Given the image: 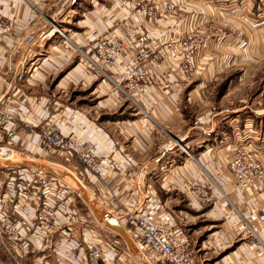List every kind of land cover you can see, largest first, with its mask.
<instances>
[{
	"label": "crops",
	"instance_id": "0c3cea01",
	"mask_svg": "<svg viewBox=\"0 0 264 264\" xmlns=\"http://www.w3.org/2000/svg\"><path fill=\"white\" fill-rule=\"evenodd\" d=\"M170 1L183 11L194 12V18L182 26L176 16L164 15L163 6L160 16L151 19L117 1L102 8L94 4L86 13L79 0H0V16L16 24L12 34L0 39V107L17 116L22 132L36 133L26 143L21 135L12 141L0 131V146L42 158L45 153L39 132L56 123L64 136L95 142L106 166L110 160L124 166L121 172L107 170L106 179L100 181L75 158L55 154V159L45 160L48 166L40 167L57 182L51 198L67 212L66 225L47 239L31 238L21 245L1 241L0 254L8 262L23 264L28 257L32 264H85L84 242L96 233L112 264H143L131 251L137 246L126 230L125 211L140 206L147 194L160 198L169 183L204 178V172L181 147L214 175L226 167L231 157L229 145L245 118L244 107L235 105L234 98H243L235 88L246 72L258 68L255 59H264V25L245 9L250 0H230L227 5L219 0ZM170 1L161 0L164 5ZM127 20L141 31H149L156 39L155 51L163 56L161 79L136 97L138 107L125 100L79 52L93 54L92 45L100 35L121 36ZM219 30L226 35L221 41ZM195 33L208 39V47L188 77L179 69V57L169 51L180 39ZM237 72H241L239 80L234 75ZM230 75L234 77L223 84L219 97L224 103L232 98L231 105L214 111V90ZM115 115L126 118L114 119ZM256 117L264 121L263 112ZM0 175L5 182L0 201L5 202L16 188L13 181L6 180L9 174L3 167ZM72 177L79 182V193L69 182ZM226 190L238 212L228 208L225 214L188 199L191 211L210 225L208 229L190 225L192 233H185L196 243L197 255L205 264H264V247L249 238L248 229L250 226L264 238V192L241 194L230 179ZM81 191H86L99 213L119 221L126 238L106 226ZM86 207L100 222L93 224L83 214ZM8 208L12 210L13 205ZM19 213L29 233L35 214L32 210Z\"/></svg>",
	"mask_w": 264,
	"mask_h": 264
},
{
	"label": "built area",
	"instance_id": "2783aa9c",
	"mask_svg": "<svg viewBox=\"0 0 264 264\" xmlns=\"http://www.w3.org/2000/svg\"><path fill=\"white\" fill-rule=\"evenodd\" d=\"M126 1L124 0V6L128 8L135 6L140 10L141 15L155 18V11L149 8L148 4H144L143 0ZM157 1L162 3L161 0ZM219 1L225 5L230 2V0ZM250 1L245 9L254 8V0ZM260 3L257 21L264 25V0ZM165 10L174 14L182 26L195 16L194 12L183 11L179 4L173 2L166 4ZM15 25L14 20L0 16V39L12 34ZM217 32L219 41L226 38L222 30ZM59 33L68 40L64 33L61 31ZM33 38L31 37L27 42ZM155 44L156 39L149 31H141L127 20L121 36L100 35L92 45V55L82 50L79 52L89 64L112 82L116 91L118 90L129 102L138 107L136 97L145 94L148 88L161 79L159 69L163 66V56L155 51ZM207 47L208 39L195 33L180 39L177 46L169 53L179 57V69L189 77L194 73L197 59ZM1 103L2 98H0V106ZM260 126L258 128L259 124L254 119H248L242 128L235 130V141L229 145L231 157L226 167L216 175L205 170L194 156L181 147L182 151L204 172V178L192 177L180 185L176 182L169 183L165 188L166 194L177 190L201 206H211L213 210L225 213L228 208L237 211L226 190L227 179L234 182V190L241 194L249 191L264 192L263 121L260 122ZM0 131L12 141L21 135V139L26 143L36 134L22 132L17 116L1 107ZM39 136L40 147L45 154H63L75 158L89 174L100 181L106 179L107 170L121 172L124 168L123 164L116 160L108 161L109 164L106 166V161L101 158L95 142L82 141L78 136H64L56 123L44 126ZM3 172L9 174L6 180L8 179L10 183L14 182L16 192L14 196L7 197L5 202L0 201V242L5 240L14 245H21L31 238L47 239L54 230L66 225L67 212L60 207L56 199L51 198L53 197L51 191L57 186L53 177L43 170L30 167L4 165ZM2 185H5V182L0 179V190ZM9 205H13L12 210L8 208ZM28 210H32L35 214L31 228L28 229L29 233L25 232L27 225L24 224L19 213ZM123 219L131 240L140 252V256L137 257L139 262L143 260L146 264H205L199 259L188 235L178 226L170 207L159 197L145 195L140 206L125 211ZM251 230L264 247V238ZM84 243L85 264H112V259L105 253L96 233Z\"/></svg>",
	"mask_w": 264,
	"mask_h": 264
},
{
	"label": "rangeland",
	"instance_id": "374dc122",
	"mask_svg": "<svg viewBox=\"0 0 264 264\" xmlns=\"http://www.w3.org/2000/svg\"><path fill=\"white\" fill-rule=\"evenodd\" d=\"M80 1H82V3H83V5H82L83 9L82 10H84L86 13L91 12L94 9V7H93L94 4L97 6V8H102L104 6L108 7V4L111 5V1L112 2L113 1H117V2L120 3L121 7H125L126 8V6L123 5L124 0H79V2ZM128 1L129 0H127L126 2H128ZM143 1H144V4H148L149 8H151V9H153L155 11V13H156L155 18L157 16H160V14H161L160 13V8H162V6H163L162 9H164V11H163L164 15L174 16V14L168 13L165 10V5L164 4L162 5V3L158 2L157 0H143ZM167 1H170V0H167ZM260 1L261 0H254L253 1L255 9H257L259 7L257 5L261 4ZM170 2H168V3H170ZM131 9H133L136 13L141 15L140 10H138V8H136L135 6H131ZM255 9L253 8V9H250V10H251V13H253L255 16H257V14L255 13ZM80 17H81V15H80ZM145 17H147V16H145ZM257 20H258V17H257ZM134 25H136V24H134ZM124 26H125V24H124ZM124 26H123V28H124ZM89 55H92V54H89ZM83 59L86 62H88V60L85 59L84 57H83ZM255 60H257L255 64H259L258 68L255 70V72H249V73L246 72V76L244 78V81L239 83V85L235 88V89L238 90L239 93L242 92V97L243 98H234V100L236 99V101H235V105H237L236 107H239V108H243L244 107V113H243V115L245 116L244 123L246 122V120H248V118L249 119H254L257 122V124H259L258 128H260L261 127L260 126V122L261 121L256 120V118H257L256 117V113H261V112L264 113V59L261 60V61L258 60V59H255ZM246 61L247 60H245L244 63H247ZM240 74H241V72L234 73V75L237 76L236 79L239 80ZM233 77L234 76L230 75V77L228 79H224V81H222V82H220L221 81L220 80L218 82L219 85L214 90V94L215 95H214L213 98H211L212 106L214 105V108H215L214 111L220 110L221 107H224L227 104L231 105L230 103L232 102V98L224 99L226 101V103H224V102L221 101L223 98H220L219 95H221L223 84L225 82H227V80H230ZM235 84H236V81H235ZM125 100H128V99L125 98ZM2 146L3 145L0 146V150H10V149H3L4 147H2ZM10 151H12V150H10ZM15 153L20 155L19 157H15V160L17 158L18 160H16V161H20L21 164H24V166L28 167V168L29 167L30 168H37V167H40V166H42V167L48 166L47 163L45 162V160H47V159H55V157H54L55 154H51V155L50 154H44V156H42V158H41V157H38V156H36V157H34V156L28 157L27 154H21V152L20 153L19 152H15ZM1 161L4 162V160L2 158H0V174H1V168L2 167L4 168V165H5ZM37 169L43 170V172L46 173L44 168L40 167V168H37ZM72 179H73V181L70 179L69 182L73 186V189L76 190L77 193H79L78 192V190H80V187L78 185L79 182H78V180H74V177H72ZM179 192L180 191L174 190L173 192H171L169 194H166V192L163 189V195L160 196V198H161V201L163 203H166L167 206L170 207L172 215H174V217L176 218L178 224H180V226L182 227V230L184 229L183 227H185V229H184L185 231L183 230L184 232L192 233V230H188V229L193 228V227H190V225H194L196 228L205 227L206 229H208L209 225H210V222L209 221H205L204 222V219L201 217L202 215L197 214L196 212H194V210L191 211V207L189 205L188 198L184 197L183 196L184 194L182 195V193L181 192L179 193ZM78 200H80L79 197H78ZM91 205H93V204H91ZM231 210H232V208H231ZM83 214L88 215L90 220L93 222V224H97V222H100V219L98 218L99 215L96 214V215H98V216H96L93 213H91V210L88 207H86L84 209ZM225 214H226V212H225ZM197 215H199V216H197ZM216 222H219V221H216ZM248 229H249V232H250V237L249 238L256 239L254 234L252 233V230H251L252 228L249 226ZM192 244H193V247L195 249L196 248V243L194 241H192ZM131 251H132L133 255H135L136 257H138L140 255V252H138V249L136 247L133 250L131 249ZM27 258L28 257H25L26 260L23 262V264H32L33 260H31V259L28 260ZM0 261L4 262L5 264H15L14 261L13 262H8L7 258L4 257V255H2V254H0ZM142 262H143V264H145V262L143 260H142Z\"/></svg>",
	"mask_w": 264,
	"mask_h": 264
},
{
	"label": "water",
	"instance_id": "95a60500",
	"mask_svg": "<svg viewBox=\"0 0 264 264\" xmlns=\"http://www.w3.org/2000/svg\"><path fill=\"white\" fill-rule=\"evenodd\" d=\"M4 162H5V165L9 166V167L24 165V164H21L20 161H16V160H13V159H6V160H4ZM81 196L90 205V207L93 210V212L95 214H98L102 218V220L104 221V223L106 224V226L108 228L112 229L113 231L119 233L122 236H125V238H126V236H127L126 231H125V229L123 228V226L119 223V221L117 219L109 217L106 214L99 213L95 209V207L93 205H91L86 191H82L81 192Z\"/></svg>",
	"mask_w": 264,
	"mask_h": 264
},
{
	"label": "bare ground",
	"instance_id": "6f19581e",
	"mask_svg": "<svg viewBox=\"0 0 264 264\" xmlns=\"http://www.w3.org/2000/svg\"><path fill=\"white\" fill-rule=\"evenodd\" d=\"M19 156L20 155H18L17 153H15L13 151H10V150H0V158H2L3 160H6V159L15 160V157H19ZM1 162H3V161H1Z\"/></svg>",
	"mask_w": 264,
	"mask_h": 264
},
{
	"label": "trees",
	"instance_id": "16d2710c",
	"mask_svg": "<svg viewBox=\"0 0 264 264\" xmlns=\"http://www.w3.org/2000/svg\"><path fill=\"white\" fill-rule=\"evenodd\" d=\"M128 102H129V101H128ZM129 103H130V102H129ZM133 108L136 109L135 106H133ZM113 118H114V119H123V118H126V117H124V116H119V115H115ZM81 166H82V165H81Z\"/></svg>",
	"mask_w": 264,
	"mask_h": 264
}]
</instances>
